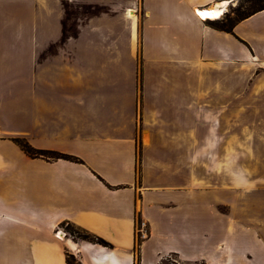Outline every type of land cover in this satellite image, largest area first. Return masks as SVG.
<instances>
[{
	"label": "crops",
	"instance_id": "0c3cea01",
	"mask_svg": "<svg viewBox=\"0 0 264 264\" xmlns=\"http://www.w3.org/2000/svg\"><path fill=\"white\" fill-rule=\"evenodd\" d=\"M236 2L0 0V264H264V191L203 192L235 93L264 84V10L230 33L196 15ZM203 211L218 237L202 248Z\"/></svg>",
	"mask_w": 264,
	"mask_h": 264
},
{
	"label": "rangeland",
	"instance_id": "374dc122",
	"mask_svg": "<svg viewBox=\"0 0 264 264\" xmlns=\"http://www.w3.org/2000/svg\"><path fill=\"white\" fill-rule=\"evenodd\" d=\"M246 1L247 0H237L234 6L227 8L221 20L224 19L226 15L230 18H234V10L237 7H240V12L249 9V4H247ZM27 4H29V2H27ZM134 16V21L138 25L142 17L139 8L134 11ZM127 18L132 19L133 17L127 15ZM25 31L27 36H33L32 28H27ZM137 59L139 63L138 45ZM210 128L211 126H203L202 143L204 152L214 147L212 146L214 141H212V145L210 143V138L213 140V135L210 134ZM218 137L221 139L219 154H216L212 160L211 158L209 159L203 156L202 181L203 186H206L203 188V192L217 191L219 189L231 190L234 197H240L243 192L249 190L264 191V84L256 83L252 86L250 91L235 93L233 123L220 125ZM225 149L231 150L228 159L225 156ZM222 150L224 152L223 154H221ZM226 160H228V170H226L225 167ZM216 164H219L220 167H216ZM213 168L217 171H211ZM220 211L226 213V210ZM215 223L216 220L214 216L203 211L201 232L202 248L216 241L218 236L213 232ZM61 228L67 235L75 238V240H78L77 238L83 235L80 230L69 225L63 224ZM138 228L137 222L136 229ZM141 238L137 230L135 240L136 247L141 241ZM26 259L27 262L30 260L28 252L26 253ZM163 264L177 263L175 259L172 258Z\"/></svg>",
	"mask_w": 264,
	"mask_h": 264
},
{
	"label": "trees",
	"instance_id": "16d2710c",
	"mask_svg": "<svg viewBox=\"0 0 264 264\" xmlns=\"http://www.w3.org/2000/svg\"><path fill=\"white\" fill-rule=\"evenodd\" d=\"M247 4H249V9L243 10L240 12V7H237L234 10V18H230L229 16H225L224 19L218 20V21H211L208 22L211 26L215 27L218 30L228 32L230 33L232 30V27L239 21L253 15L257 11H262L264 10V0H247ZM225 15V14H224ZM15 145H17L28 157L30 158H41L45 160H65V161H70L73 163H81L80 160H78L75 157L63 155L60 153L56 152H51V151H40V150H35L32 147H30L27 142L19 139H14L12 140ZM139 149L137 150V161L139 160ZM137 173H138V167H137ZM79 230V229H78ZM81 231V230H80ZM82 236L78 237V240L90 242V243H95L98 245H101L103 247H107L108 245L101 239L95 238L83 231ZM73 238V237H72ZM75 239V238H73ZM66 264H77L74 260V258L71 255H66Z\"/></svg>",
	"mask_w": 264,
	"mask_h": 264
},
{
	"label": "bare ground",
	"instance_id": "6f19581e",
	"mask_svg": "<svg viewBox=\"0 0 264 264\" xmlns=\"http://www.w3.org/2000/svg\"><path fill=\"white\" fill-rule=\"evenodd\" d=\"M227 3H224L222 5H216L214 7L208 8L202 12H196V15L203 21H218L221 20L225 12L227 11ZM203 14V15H202ZM129 17H133V12L129 11L127 14ZM60 240L64 239V236L62 235L59 237ZM69 246L71 248H74V246L68 242Z\"/></svg>",
	"mask_w": 264,
	"mask_h": 264
},
{
	"label": "water",
	"instance_id": "95a60500",
	"mask_svg": "<svg viewBox=\"0 0 264 264\" xmlns=\"http://www.w3.org/2000/svg\"><path fill=\"white\" fill-rule=\"evenodd\" d=\"M206 22H211V21H206Z\"/></svg>",
	"mask_w": 264,
	"mask_h": 264
},
{
	"label": "snow or ice",
	"instance_id": "6c2138e0",
	"mask_svg": "<svg viewBox=\"0 0 264 264\" xmlns=\"http://www.w3.org/2000/svg\"><path fill=\"white\" fill-rule=\"evenodd\" d=\"M203 15V14H202Z\"/></svg>",
	"mask_w": 264,
	"mask_h": 264
}]
</instances>
